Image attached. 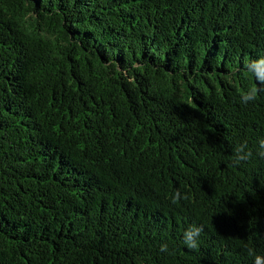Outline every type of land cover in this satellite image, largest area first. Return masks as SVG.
Instances as JSON below:
<instances>
[{
  "label": "trees",
  "instance_id": "obj_1",
  "mask_svg": "<svg viewBox=\"0 0 264 264\" xmlns=\"http://www.w3.org/2000/svg\"><path fill=\"white\" fill-rule=\"evenodd\" d=\"M260 58L264 0H0V264L264 257Z\"/></svg>",
  "mask_w": 264,
  "mask_h": 264
},
{
  "label": "clouds",
  "instance_id": "obj_2",
  "mask_svg": "<svg viewBox=\"0 0 264 264\" xmlns=\"http://www.w3.org/2000/svg\"><path fill=\"white\" fill-rule=\"evenodd\" d=\"M245 67L247 70L252 73V75L255 77L257 81H259L260 84H264V58H260L258 60H254L251 62H246ZM259 89L256 86L250 87L246 92L242 94V102L248 103L249 101H254L257 98ZM247 145H241L239 148L236 149V157H235V163L239 164L241 162L247 161L252 153L251 151H245ZM259 153L261 157H264V139H261L259 141ZM181 198V193L177 191L175 193L173 202L175 203L177 200ZM203 229L201 227H194L190 228L187 231L184 232V242L185 244L191 248L195 249L198 247V240L200 237L201 232ZM161 251H167V245H161ZM254 264H264V257L262 256H255Z\"/></svg>",
  "mask_w": 264,
  "mask_h": 264
}]
</instances>
